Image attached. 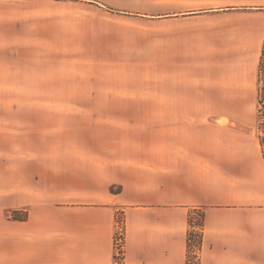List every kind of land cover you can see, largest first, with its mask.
Segmentation results:
<instances>
[{
    "label": "crops",
    "instance_id": "obj_1",
    "mask_svg": "<svg viewBox=\"0 0 264 264\" xmlns=\"http://www.w3.org/2000/svg\"><path fill=\"white\" fill-rule=\"evenodd\" d=\"M249 3L184 56V99L160 107L184 117L128 136L106 116L71 124L62 109L105 106L62 100L27 19L0 17V264H264V3ZM167 121L180 143L152 139Z\"/></svg>",
    "mask_w": 264,
    "mask_h": 264
},
{
    "label": "rangeland",
    "instance_id": "obj_2",
    "mask_svg": "<svg viewBox=\"0 0 264 264\" xmlns=\"http://www.w3.org/2000/svg\"><path fill=\"white\" fill-rule=\"evenodd\" d=\"M249 2L264 0H5L0 2V17L22 13L27 19L30 60L36 58L34 53L41 54L43 67L52 68L54 59L62 100L105 106L62 109V114L70 111L79 118L71 124L79 125L84 116L87 124L89 118L106 116L109 124L124 123L128 136L134 134L131 127L142 129L152 118L184 117V109L160 108L166 101L184 99V56L212 41L217 24L244 19L222 9ZM182 124L154 125L152 139L180 143ZM153 143L160 149L159 142ZM120 228L124 234L122 222ZM122 256L116 252L120 262Z\"/></svg>",
    "mask_w": 264,
    "mask_h": 264
},
{
    "label": "built area",
    "instance_id": "obj_3",
    "mask_svg": "<svg viewBox=\"0 0 264 264\" xmlns=\"http://www.w3.org/2000/svg\"><path fill=\"white\" fill-rule=\"evenodd\" d=\"M121 222H122V220L120 221V224H121ZM120 229L118 230V233H117V236H116V250H117L116 252H117L118 255H121L123 253V251H124V234L122 233V229H121V232H120ZM194 248L196 249V247H194ZM195 249L193 250L194 254L197 253V251ZM192 261L196 262L195 258L192 259ZM196 264H197V262H196Z\"/></svg>",
    "mask_w": 264,
    "mask_h": 264
},
{
    "label": "trees",
    "instance_id": "obj_4",
    "mask_svg": "<svg viewBox=\"0 0 264 264\" xmlns=\"http://www.w3.org/2000/svg\"><path fill=\"white\" fill-rule=\"evenodd\" d=\"M201 241H202V232L198 231V232H193V230L190 232V247H194L197 246L198 248L201 245Z\"/></svg>",
    "mask_w": 264,
    "mask_h": 264
}]
</instances>
